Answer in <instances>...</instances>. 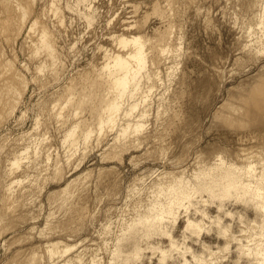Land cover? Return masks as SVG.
I'll list each match as a JSON object with an SVG mask.
<instances>
[{
	"label": "rangeland",
	"instance_id": "obj_1",
	"mask_svg": "<svg viewBox=\"0 0 264 264\" xmlns=\"http://www.w3.org/2000/svg\"><path fill=\"white\" fill-rule=\"evenodd\" d=\"M52 1L0 0V264H31L35 254L39 257L34 264H75L74 254L85 256L80 264H91V259L96 264H182L186 259L187 264H196L193 254L201 255L202 250L206 259L212 257L207 264H264V253L262 256L247 251V244L262 241L264 232H260V226L255 231L263 236L256 234L259 239L254 241L248 238L255 233L248 221L258 219V215L254 204L250 205L253 202L243 198L244 203L239 194L220 198L208 190L193 191L192 203L197 208L192 204L185 212V202L178 209L180 218L176 225L172 226L168 217L163 220L169 219L166 224L161 223L159 230L162 227L165 233H160L158 227L149 229L136 222L138 212L144 214L154 200L165 197L168 177L172 181V177L183 175L196 190V184L207 178L200 173L204 168L210 169L211 174L220 168H235L242 172L243 180L252 183V188L264 190V179L260 178L264 175V0ZM55 8L61 10L57 9L60 14H55ZM43 29L53 44V55L47 54L39 42ZM118 35H141L142 41L147 42V66L138 75L146 76L139 83L140 90L145 89L140 96L121 100L122 109L129 110L141 98L133 116L120 114L117 124L101 133L95 128L92 103L103 95L112 96L106 76H101L102 67L112 56L125 54L131 48L123 47ZM151 41L153 45L149 44ZM42 62L44 69L39 70ZM144 71L156 73V80L149 81V74ZM94 80L101 84H94ZM87 89L97 101L94 97L93 102L82 103L84 108L79 106L80 111L74 109ZM69 96H74L76 105L68 101ZM141 108L146 112L141 118L142 128L131 131V127L128 134H121L125 120H138ZM79 118H86L88 124L93 121L89 124L94 129L92 140L87 144L78 141L77 147H71L65 136L69 125L80 122ZM117 143H121L120 147ZM17 159H21L20 164L13 166ZM249 163L256 169L251 174L247 173ZM162 181L166 184L164 193L158 195L160 189L155 186ZM220 203L224 205L222 209ZM197 209L206 210L216 220L205 217L204 222L213 226L212 231L205 224L200 237L189 234L192 239L186 240L187 237L185 242L182 230L187 215L203 216ZM223 209L224 214L231 211V216L239 213L233 218L228 213L224 218ZM239 216L245 218V226L251 225L247 226L251 234ZM218 217L224 220L220 224H231L228 232L222 231ZM259 217L260 225H264V215ZM165 227L192 251L187 253L182 243V251L173 248L166 263L159 260L161 251L170 245ZM231 233L238 238L244 234L247 241L243 236L240 239L244 240L233 238ZM54 242L58 249L61 247L49 257L47 246ZM204 242L215 250L212 255L201 245ZM66 243L72 248L65 254ZM223 245L224 248L217 247ZM154 247L159 250L154 252ZM263 247L264 243V250ZM220 248L229 253L222 251L219 256ZM135 250L141 252L136 255ZM216 254L222 262L215 259ZM66 257H70L68 261Z\"/></svg>",
	"mask_w": 264,
	"mask_h": 264
},
{
	"label": "bare ground",
	"instance_id": "obj_2",
	"mask_svg": "<svg viewBox=\"0 0 264 264\" xmlns=\"http://www.w3.org/2000/svg\"><path fill=\"white\" fill-rule=\"evenodd\" d=\"M52 1V0H51ZM52 2H54V1H52ZM55 2H56V0H55ZM263 4H264V2H262ZM53 4V3H52ZM50 5H51V2H50ZM53 5H55V3L53 4ZM53 5H52V7H53ZM58 5V4H57ZM56 7V6H55ZM58 8H59V6H58ZM57 8V9H58ZM50 9V8H49ZM54 9V8H53ZM52 9V10H53ZM56 9V8H55ZM57 9H56V11H57ZM262 9V8H261ZM59 10V9H58ZM55 11V10H54ZM55 11V12H56ZM59 11H61V10H59ZM59 11H57L55 14L57 15V13L59 12ZM261 12H262V10H261ZM263 17H264V5H263ZM261 13V14H262ZM54 14V13H53ZM58 14H60V13H58ZM262 16V15H261ZM261 20H262V17L260 18ZM126 22V21H125ZM128 22V21H127ZM130 22V21H129ZM128 22V23H129ZM263 22V21H262ZM261 23V22H260ZM122 25V24H121ZM261 25H263V24H261ZM128 26V25H127ZM124 28V27H123ZM128 28V27H127ZM121 30H122V28H121ZM126 30V29H125ZM128 30V29H127ZM130 32V31H129ZM135 32V31H134ZM127 33V32H126ZM133 33V32H132ZM117 35V34H116ZM122 35V34H121ZM124 35V34H123ZM112 36V35H111ZM119 37H120V39H118V37H117V39L118 40H120V42L119 43H121V45L123 46V47H127V46H131V48H130V50L127 52L126 50H125V52H127V53H125V54H121L120 52L119 53H117L116 55H114V56H112L111 58H109L110 60H108V61H105L106 63H105V65H104V69H103V67H102V65H101V67H102V70H104L103 72H102V70H101V72H102V74H101V76L104 74L105 76H106V80L107 81H105V82H107V86H108V90H109V94H110V92H112V96H110V97H108L107 95L105 96V95H101L100 94V96L99 97H101L99 100H98V102H95L94 100H95V98L94 97H96L95 95H93V94H91L92 92H90V91H88V89L86 90V91H84V97H81V99H80V101H79V98H78V104L76 105L75 104V101H76V99H74V96H69V98H68V101L70 102V103H73V104H75L77 107H75L74 109H77V110H79V108L80 107H82V103H83V105H84V102L86 103L87 101H92L93 103V110H91V111H93L94 112V114H95V119H96V122H95V120H94V117H93V120H94V123H95V128H96V126L98 127V129L99 130H97V131H101V133L103 132V130H104V128H106V127H114L115 126V124H117V121H118V117L120 116V114L121 115H124V116H127L128 117V115H130L131 116V114H132V116H133V112H134V109H136V107H138L137 105L138 104H140L139 103V100L141 99L140 97H139V100H138V103H131L132 105H131V107H129V110H126V109H122V102H121V100H123V99H125V98H128V97H134V95H139L140 93L142 94V91H143V89H145V88H143L142 89V91L140 90V88L139 87H141V85L139 84L140 82H143V81H141L140 79H142L143 77H146V76H142V75H140L139 77H138V75H139V73L141 74V71H143L142 69H145V68H143V67H145V65H146V55H145V49H146V43L147 42H143L142 41V37H141V35L140 36H132V38H127V37H129V36H127L126 38L125 37H122L121 38V36L120 35H118ZM125 36V35H124ZM116 37H113V38H115L116 39ZM39 38V42H40V44H41V47L43 48V49H45V51H47V54H49V55H53V44L51 43V41H50V39H49V34H48V32H47V30H45V29H43L42 30V32H41V36L40 37H38ZM37 39V38H36ZM112 38L110 37V40H111ZM148 39V38H147ZM151 39V38H150ZM153 40H155V39H153ZM157 40H159V39H157ZM37 41V40H36ZM148 42H149V40H147ZM154 42V41H153ZM118 43V42H117ZM152 43V41L149 43L150 45H153V44H151ZM160 43V42H159ZM149 44H147V45H149ZM154 44H155V42H154ZM163 45V44H162ZM155 46V45H154ZM153 46V47H154ZM165 46V45H164ZM167 46V45H166ZM40 48V47H39ZM119 48V47H118ZM151 48V47H150ZM160 48V47H159ZM123 49V48H122ZM161 49H163L164 50V48H161ZM166 49V48H165ZM118 50H120V49H118ZM156 50V49H155ZM163 50H161L160 52H162ZM111 51V50H110ZM152 51V50H151ZM166 51V50H165ZM165 51H164V53H165ZM147 52V51H146ZM157 52V51H156ZM46 53V52H45ZM103 53V52H102ZM150 53H152V52H150ZM47 54H45V55H47ZM104 54V53H103ZM114 54V53H113ZM157 54V53H156ZM161 54V53H160ZM49 55H47V56H49ZM151 56H152V54H151ZM51 57V56H50ZM49 57V58H50ZM154 57V56H153ZM157 57V56H156ZM148 59V58H147ZM158 59V58H157ZM149 60H151V59H149ZM154 60V59H153ZM102 62H104V61H102ZM153 62V61H152ZM154 64V63H153ZM147 66V65H146ZM151 66V65H150ZM44 64H43V62H42V65L41 66H39L38 68H39V70H43L44 68ZM101 69V68H100ZM146 69H147V67H146ZM152 70H153V68H152ZM146 71V70H145ZM144 71V72H145ZM2 72V71H1ZM143 72V73H144ZM148 72V71H147ZM147 72H145L144 74L145 75H148L147 74ZM152 72V71H151ZM19 73V72H18ZM2 74V73H1ZM100 74V73H99ZM5 75V74H4ZM10 75V74H9ZM12 75V74H11ZM16 75V74H15ZM3 76V75H2ZM20 75H18L17 77H18V79L20 78L19 77ZM10 77H12V76H10ZM156 77H157V74L156 73H150L149 75H148V79H150L149 81H155L156 80ZM9 78V77H8ZM89 78V77H88ZM13 81H15L14 79H13ZM12 81V82H13ZM95 82H94V84H96L97 82V85L100 83L101 84V81H98V80H94ZM144 81H145V79H144ZM149 81H147V82H149ZM3 82V81H2ZM11 82V83H12ZM146 82V81H145ZM4 83H6V82H4ZM3 83V84H4ZM10 83V84H11ZM19 83V82H18ZM87 83H89V82H87ZM91 83V82H90ZM83 84V83H82ZM99 84V85H100ZM104 84V83H103ZM154 84V83H153ZM153 84H149V86H151V85H153ZM9 85V84H8ZM8 85H6L7 86V88H8ZM90 85V84H89ZM98 85V86H99ZM12 86V85H11ZM17 86V85H16ZM83 86V85H82ZM149 86H147V87H149ZM0 87H2V86H0ZM10 87V86H9ZM81 87V86H80ZM146 87V88H147ZM4 88V87H3ZM2 88V89H3ZM6 88V87H5ZM7 88H6V90H7ZM11 89L13 88V87H10ZM10 88H8V89H10ZM15 88V87H14ZM92 88V87H91ZM91 88L89 89V90H91ZM100 88H101V86H100ZM1 89V88H0ZM93 89H94V87H93ZM98 89H99V87H98ZM153 89V88H152ZM152 89H149L150 91L152 90ZM14 90V89H13ZM17 90H18V88H17ZM71 90V89H70ZM73 90V89H72ZM102 90V89H101ZM148 90V91H149ZM2 91V90H1ZM8 91H10V90H8ZM148 91H147V93H148ZM149 91V92H150ZM5 92V91H4ZM16 92V91H15ZM71 92V91H70ZM97 92V91H96ZM100 92V91H99ZM9 93V92H8ZM14 93V92H13ZM72 93L73 92H71V95H72ZM83 93V92H82ZM81 93V94H82ZM98 93V92H97ZM103 93V92H102ZM146 93V92H145ZM70 94V93H69ZM74 94V93H73ZM77 94H80V93H77ZM6 96H8V95H6ZM82 96V95H81ZM128 96V97H127ZM140 96V95H139ZM146 96H148V94L146 95ZM2 97V96H1ZM4 97V96H3ZM145 97V96H144ZM9 98V97H8ZM14 98V97H13ZM136 98H137V96H136ZM143 99V102L145 101L146 102V100L148 99V98H146L145 97V99L146 100H144V98H142ZM1 100V99H0ZM132 100V99H131ZM8 101H11L10 99L9 100H7V102ZM96 101H97V97H96ZM1 102V101H0ZM128 102V101H127ZM142 102V103H143ZM9 103V102H8ZM8 103H6V104H8ZM88 103V102H87ZM4 103H2V105H3ZM81 104V105H80ZM89 104V103H88ZM86 105V104H85ZM143 105V104H142ZM72 106V105H71ZM80 106V107H79ZM141 107V106H140ZM145 107V105L143 106V108ZM2 108V107H1ZM52 108V107H51ZM55 108V107H54ZM82 108H84V107H82ZM82 108H80V109H82ZM85 108H87V107H85ZM143 108H141V111H139L138 113L139 114H137L139 117H138V120H135V119H130V117L128 118V119H126L125 120V123H124V126H122V128H121V134H125V133H127V132H129L130 130L129 129H131V127H133V129H131V131H138V130H140L141 128H142V126H143V124L141 123V118L143 117V116H145L146 114V112H145V110L143 109ZM146 109V108H145ZM69 110H70V108H69ZM72 110H73V108H72ZM85 110V109H84ZM147 110V109H146ZM80 111V110H79ZM88 111H90V110H88ZM55 112V111H54ZM137 112V111H136ZM57 113H59L58 111H57ZM73 113V112H72ZM75 113H76V110H75ZM83 113V112H82ZM86 113V112H85ZM123 113V114H122ZM52 114V113H51ZM56 114V113H55ZM66 114V113H65ZM77 114V113H76ZM79 114V113H78ZM77 114V115H78ZM59 115V114H58ZM63 116V115H62ZM61 116V117H62ZM60 117V118H61ZM64 117V116H63ZM62 117V118H63ZM74 117H75V114H74ZM78 117V116H77ZM89 117H90V115H89ZM87 118V117H86ZM85 118V119H86ZM136 118V117H135ZM63 119H66V118H63ZM70 119V118H69ZM76 119V118H75ZM83 119V120H82ZM85 119L84 118H79V120H80V122H78L79 124H80V126L81 127H79V124L78 123H75L74 121V123L72 124L73 126L71 127L69 124V131H67V134H66V132H65V134H66V140H67V143L69 142L70 144V146L72 145L73 147H74V145H76L75 147H77V143H78V141H81V143H82V140L86 143V142H88L89 141V139L90 138H92L91 137V135H92V133L94 132V129H93V127H91V125H92V123H93V121H91L90 123H91V125H89L86 121H85ZM90 119V118H89ZM54 120V119H53ZM71 120V119H70ZM78 120V121H79ZM91 120V119H90ZM143 120V119H142ZM55 121V120H54ZM64 121H66V123H68L67 122V119L66 120H64ZM82 121H85V122H82ZM58 122V121H57ZM133 122V123H132ZM59 123V122H58ZM58 123H57V125H58ZM63 124H65L64 122H62ZM61 124V123H60ZM39 125V124H38ZM62 125V124H61ZM67 125V124H66ZM94 125V124H93ZM70 127H71V129H70ZM79 127V128H78ZM64 128V127H63ZM45 129H46V127H45ZM62 129V128H61ZM108 130V129H107ZM114 131V130H113ZM97 133V132H96ZM95 133V134H96ZM101 133H99V134H101ZM106 133V132H105ZM43 134V133H42ZM128 134V133H127ZM38 135V134H37ZM104 135V134H103ZM130 135V134H129ZM46 136V135H45ZM44 136V137H45ZM99 136V135H98ZM105 136V135H104ZM122 136V135H121ZM127 136V135H126ZM37 137H40V136H37ZM123 137V136H122ZM132 138V137H131ZM137 138V137H136ZM37 139V138H36ZM135 139V138H134ZM133 139V140H134ZM139 139V138H138ZM90 140H92V139H90ZM100 140V139H99ZM114 140V139H113ZM116 140V139H115ZM41 141V140H40ZM94 141V140H93ZM132 141V140H131ZM135 141V140H134ZM97 142H98V140H97ZM117 142V141H116ZM133 142V141H132ZM89 143H90V141H89ZM112 143V142H111ZM126 143V142H125ZM131 143V142H130ZM129 143V144H130ZM87 144V143H86ZM118 144V143H117ZM121 144V143H120ZM120 144H118L119 145V147H120ZM128 144V143H127ZM65 145V144H64ZM27 146V145H26ZM63 146V145H62ZM71 146V147H72ZM114 146V145H113ZM88 147V146H87ZM126 147V146H125ZM48 148H49V146H48ZM68 148H70L69 146H68ZM116 148V147H115ZM117 148H118V146H117ZM38 149V148H37ZM77 149V148H76ZM75 149V150H76ZM121 149V148H120ZM45 150V149H44ZM50 150V149H49ZM67 150V149H66ZM79 150V149H78ZM26 151V150H25ZM35 151H36V149H35ZM38 151V150H37ZM68 151V150H67ZM42 152V151H41ZM77 152V151H76ZM14 153H16V152H14ZM20 153H23V151L22 152H20ZM34 153V152H33ZM51 154V153H50ZM65 154H66V152H65ZM19 155V154H18ZM73 155V154H72ZM248 155V154H247ZM246 155V156H247ZM15 156V155H14ZM20 156V155H19ZM35 156V155H34ZM42 156V155H41ZM49 156V155H48ZM47 156V157H48ZM51 156V155H50ZM71 156V155H70ZM16 157H17V155H16ZM23 157V156H22ZM26 157V156H25ZM46 157V156H45ZM72 157V156H71ZM68 158V157H67ZM249 158H250V156H249ZM14 159H15V157H14ZM13 159V160H14ZM34 159V158H33ZM21 161V159H17L16 160V162H12L13 164V166H15V163L16 164H20V163H18L19 161ZM40 160V159H39ZM42 160V159H41ZM71 160V159H70ZM264 160V159H263ZM31 161V160H30ZM36 161V160H35ZM35 161H34V163H35ZM48 161V160H47ZM248 162H250V161H248ZM48 163V162H47ZM57 163V162H56ZM60 164V163H59ZM49 165V164H48ZM47 165V166H48ZM248 165V164H247ZM246 165V166H247ZM17 166V165H16ZM44 166V165H43ZM42 166V167H43ZM54 166V165H53ZM57 166H58V164H57ZM245 166V167H246ZM10 167H12L11 165H10ZM18 167V166H17ZM16 167V168H17ZM29 167V166H28ZM37 167H39V166H37ZM244 167V168H245ZM30 168H32L31 166H30ZM47 168V167H46ZM45 168V169H46ZM255 167H253V165L252 164H250L249 163V165H248V170H247V168L245 169V170H247V173L248 174H251L253 171V169H254ZM29 169V168H28ZM44 169V168H43ZM10 170V169H9ZM13 170V169H12ZM37 170V169H36ZM47 170V169H46ZM254 170H256V169H254ZM14 171H15V169H14ZM57 171V170H56ZM55 171V172H56ZM60 171H61V169H60ZM211 170L210 169H206V168H204V170H201V172L200 173H203V174H205V177H207V178H205V179H202L200 182H198L197 184H196V190L194 189V186L192 185V183L191 184H189V182H186V180L182 177H180L179 176V178H178V176H177V178H174V177H172V181L170 180L171 179V177H168L169 179H168V181H167V178L165 179L166 181H167V185L166 184H164V182L162 181L161 183H157L156 184V189H158V187H159V191H157L158 192V195H161L162 193H164L163 191H162V189H163V185H166L167 186V193H165L164 194V196L165 197H162V198H158V199H156V200H154L152 203H151V206L148 208V206L146 207V212L144 213V214H140L139 212H138V216L139 217H137L138 219H137V223L139 222V224L140 223H143V225H147L148 227H150L149 229H155V227L157 228L158 227V230H159V227L160 226H162V222H163V220L165 219V218H169V219H172V220H170L172 223H173V225L172 224H170L171 222H169V224L170 225H168V226H174V225H176L177 223H178V220H179V218H180V214H178V209H181L180 207L181 206H183V205H185V202H187V205H185V212H188V209L190 210V208H191V206L190 205H192V206H195L194 205V203H192L193 201H192V198H193V191H195L194 193H196L197 191H203V190H208V191H210V193H211V195L214 197H217V196H220V198H222V197H230V195H236V194H239L238 196H239V198L241 199V201H243L244 202V199H246L248 202L249 201H251V202H253V203H250V205L251 204H254V206L255 207H253V208H255L254 210L257 212L256 213V215H258V219L259 218H262V217H259L260 215H264V190L262 189V188H260V187H256V188H252L253 187V185H252V183L251 182H246L245 180H243V176H242V174H240V173H242V172H236V169L235 168H220L219 169V171L217 172V171H215V172H213L212 174L211 173H209ZM25 172V171H24ZM30 172V171H29ZM35 172V171H34ZM14 173V172H13ZM23 173V172H22ZM27 173V172H26ZM60 173V172H59ZM246 173V172H245ZM37 174V173H36ZM39 174V173H38ZM263 174V173H262ZM41 175V174H40ZM164 175V174H163ZM166 175V174H165ZM174 175V174H173ZM10 176V175H9ZM37 176V175H36ZM264 176V175H263ZM263 176H260V178L261 179H264L263 178ZM176 177V176H175ZM38 178V177H37ZM163 178V177H162ZM12 179V178H11ZM38 180V179H37ZM74 180V179H73ZM14 181V180H13ZM20 181V180H19ZM31 181V180H30ZM10 182V181H9ZM160 182V181H159ZM34 183V182H33ZM166 183V182H165ZM28 184H30V183H28ZM10 185H12V184H9L8 186H10ZM68 185H70V184H68ZM67 185V186H68ZM29 186V185H28ZM39 186V185H38ZM67 186L65 187V188H67ZM158 186V187H157ZM154 187V188H155ZM6 189H7V187H5ZM64 188V189H65ZM9 189V188H8ZM13 189V188H12ZM29 189V188H28ZM36 189V188H35ZM63 189V190H64ZM253 189V191H252V195H251V197H247L248 196V194L247 193H249L251 190ZM9 190H11V189H9ZM20 190V189H19ZM69 190V189H68ZM15 191V190H14ZM23 191V190H22ZM32 191V190H31ZM65 193H66V191H64ZM13 193V192H12ZM15 194V193H14ZM24 194V193H23ZM69 194H70V192H69ZM21 195V194H20ZM5 196H6V194H5ZM68 196V195H67ZM9 197V196H8ZM11 197V196H10ZM14 197H15V195H14ZM22 197V196H21ZM65 196L63 195V198H64ZM246 197V198H245ZM67 198V197H66ZM238 198V199H239ZM244 198V199H243ZM239 199V200H240ZM11 200V199H10ZM14 200H16L15 198H14ZM13 200V201H14ZM246 200H245V202H246ZM20 201V200H19ZM222 201H224V199L223 200H221V202ZM8 202H10L9 201V199H8ZM7 202V203H8ZM244 202V203H245ZM247 202V203H248ZM6 203V204H7ZM14 203V202H13ZM188 203H190L189 205H188ZM223 203V202H222ZM11 205V204H10ZM150 205V204H149ZM197 206V205H196ZM195 206V207H196ZM190 207V208H189ZM222 207H224V205H222L221 203H220V205H219V208L220 209H222ZM197 208V207H196ZM200 208V207H199ZM183 209V208H182ZM219 209V210H220ZM145 210V209H144ZM198 211H200V212H202L201 214L203 215L201 218H196V217H193L192 215H189L188 213V215H187V217H186V223H185V226H184V228H183V230H182V232L184 233V235H183V233H182V236H184V237H182V238H184V241L186 242V240H188V239H192V238H189L188 236H189V234H191V235H193V234H195V236L196 235H198V237H200V235L202 234V232H204L203 230H204V228H205V226L207 225L205 222H204V218L206 217H209L210 219H212L213 220V218H212V216L211 215H209V213L206 211V210H203V209H197ZM144 211H142V213H143ZM190 212V211H189ZM225 212H227V211H225ZM222 213V212H221ZM228 213L230 214L229 216H231V214H232V212L230 211H228L227 212V214L226 215H228ZM236 213H239V212H235V214ZM182 214H184V213H182ZM223 214H224V209H223ZM225 214H224V218L226 217L225 216ZM233 214H234V212H233ZM234 214V215H235ZM218 216H219V214H217ZM217 215H215V216H217ZM234 215L233 216H231L232 218L234 217ZM239 215H241L242 217H243V215L240 213ZM221 216V215H220ZM240 218V216H239V218H240V222H241V224H243L244 223V221L243 220H245V218L243 219V218ZM221 218H222V216H221ZM264 218V217H263ZM169 219H167V220H169ZM218 220V223H219V225H221L222 226V231L225 233V232H228L230 229L229 228H231V224L230 225H227V226H225L226 224H228V223H226L225 225H222V223L220 224V221L223 219H221L220 220V217H218L217 218ZM243 219V220H242ZM258 219H257V217H256V219H253L254 221H252V222H250L251 220H249L248 221V223H252L251 225L253 226V228H251V225L250 224H248L247 222V224L249 225V228H251V230L252 231H255V229L256 228H258V227H260L261 229H262V231L260 230V232L262 233V232H264V230H263V228H264V225H260V221H258ZM166 220V221H167ZM207 220V219H206ZM214 220H216V217H215V219ZM213 220V221H214ZM166 221H164V222H166ZM216 221V222H217ZM222 221H224V220H222ZM246 221H247V218H246ZM163 222V223H164ZM209 222H211V220L209 221ZM215 222V223H216ZM167 223V222H166ZM166 223H164V224H166ZM217 223V224H218ZM206 224V225H205ZM224 224V223H223ZM136 224L133 222V228H134V226H135ZM214 225V224H213ZM244 225V224H243ZM243 225H240V228L243 226ZM246 225V224H245ZM244 225V226H245ZM247 225V226H248ZM164 226H166V225H164ZM172 226H171V229H172ZM207 226H209V225H207ZM206 226V227H207ZM210 226H211V230H210ZM210 226H209V232H211L212 231V225L210 224ZM220 226V227H221ZM230 226V227H229ZM247 226H245V227H247ZM215 227V229H216V226H214ZM164 228V227H163ZM168 227H165V231H166V235L168 236V237H170L169 239H170V245H169V248L168 249H163L161 252V254H162V257L161 258H159V260H164L165 261V259H166V257H169L170 256V254H169V252L174 248V249H176L175 251H178L177 249H179L180 251H182V249H181V245H182V243H184V242H178L177 241V239L175 238V236H173L172 234H171V232L169 231V230H166ZM248 227L246 228V229H249ZM260 228H258V230L260 229ZM169 229H170V227H169ZM217 229H219V227L217 228ZM221 229V228H220ZM161 230H163L162 229V227H161ZM161 230H159L160 231V233L162 232ZM206 230H207V228H206ZM250 229L248 230V232L249 231H251ZM221 231V230H220ZM222 231L220 232V234H222ZM242 231H243V227H242ZM241 230H240V232H242ZM246 231L247 230H245V233H246ZM252 231H251V233H252ZM257 231V230H256ZM255 231V233L254 234H252V235H249V239H251V240H255V238L257 237L256 236V234L259 236V238L261 237V235L262 234H264V233H260L259 231H257L256 232ZM149 232V231H148ZM147 232V233H148ZM163 232H164V230H163ZM208 232V233H209ZM231 232V231H230ZM229 232V233H230ZM165 233V232H164ZM250 232H249V234H251ZM151 233L149 232V234H147L148 236L150 235ZM232 234V233H231ZM230 234V235H231ZM240 235H241V233H239ZM259 234H261V235H259ZM162 235H163V233H162ZM226 235V234H225ZM234 235H236V234H232L231 235V237L233 236V238H238V236L236 235V236H234ZM165 236V235H164ZM194 236V235H193ZM220 236V235H219ZM230 237L229 236V234H227L226 235V237ZM243 236V238L245 237L244 236V234H242L241 235V237ZM263 236V235H262ZM188 237V238H187ZM197 237V236H196ZM222 237H223V235H222ZM227 237V238H228ZM240 237V238H241ZM187 238V239H186ZM225 238V237H224ZM240 238H238V239H240ZM242 238V239H243ZM258 237H257V239H259ZM186 239V240H185ZM197 239V238H196ZM238 239H235V240H238ZM242 239H240V240H242ZM245 239V238H244ZM243 239V240H244ZM199 240V239H198ZM228 240V239H227ZM230 240V239H229ZM234 240V239H233ZM234 240V241H235ZM239 240V241H240ZM246 240V239H245ZM260 240H262V241H256L255 240V243L254 242H252V241H250V240H248V241H250V242H252V243H254L255 244V246L253 245V244H251L250 242H249V244H247L248 245V252H249V250H252V251H256L257 253L256 254H259V255H262L264 252V250L262 249V246H263V238L261 239L260 238ZM51 241V240H50ZM183 241V240H182ZM247 241V240H246ZM246 241L244 242V243H246ZM196 242H198L197 240H196ZM202 242V241H201ZM228 242V244H229V241H227ZM181 243V244H180ZM230 243H231V240H230ZM243 243V242H242ZM49 244V243H48ZM64 244V243H63ZM224 244H226L227 245V243H224ZM239 244H241L240 242H239ZM69 245V244H68ZM67 245V243H66V245L65 246H68ZM76 245V244H75ZM186 244L184 243V246H185ZM201 245L204 247V249H205V251L207 252V253H209V251H210V254L209 255H212L213 253H214V249H212L211 248V245L210 244H207V243H201ZM230 245V244H229ZM232 245H233V243H232ZM244 245V244H243ZM60 246V245H59ZM64 246V247H65ZM244 246H246V244L244 245ZM254 246V247H253ZM49 249H48V251H49V257L52 255V254H56V252H59V249H60V247H59V249L57 248V246H56V243L54 242V244H52V243H50V246H47ZM158 247V246H157ZM155 248V249H153L154 250V252L155 251H158L159 250V248ZM183 247V246H182ZM186 247V250H187V253H188V250L191 252L192 250H190V249H192L190 246H185ZM185 247L183 248V252H185L186 250H184L185 249ZM213 247V246H212ZM217 247H221V248H224V245H223V247L222 246H217ZM216 247V248H217ZM225 247H228L229 248V246H225ZM231 247V246H230ZM241 249H243V246L241 245ZM70 248H72L71 246L69 247H65V250H63L64 252H65V254H66V252L67 251H69L70 250ZM140 247H138V249H139ZM152 248H153V245H152ZM220 248V251H219V253H217L219 256L221 255L220 253H222V251H225L224 249H221ZM246 248H247V246H246ZM246 248L245 249H243V251H245L246 250ZM264 248V247H263ZM62 249H64V248H61V250ZM141 249V248H140ZM158 249V250H157ZM173 249V250H174ZM203 249V248H202ZM226 249V248H225ZM117 250H118V248H117ZM219 250V249H218ZM229 250V249H228ZM136 251V250H135ZM174 251V252H175ZM203 251V253H204V250H202ZM212 251V252H211ZM227 251V250H226ZM225 251V252H226ZM251 251V252H252ZM63 252V253H64ZM80 252V251H79ZM86 252V251H85ZM139 252H141L140 250L139 251H136L135 252V254L137 255ZM179 252V251H178ZM183 252H182V255L181 256H183ZM246 252V251H245ZM247 252V253H248ZM251 252H249V254L251 253ZM253 252V253H254ZM31 253H33V252H31ZM61 253V252H60ZM82 253V252H81ZM171 253H173V252H171ZM181 253V252H180ZM203 253L200 255L199 253L198 254H193V253H191V255L193 254L194 255V257L192 258V259H194L195 261H193L194 263L196 262V264H207V260H212V257L210 258V259H206L205 258V256H203ZM206 253V254H207ZM224 253V252H223ZM227 253H229V251H227ZM240 253H242L241 255H243V253L244 252H241L240 251ZM252 253V254H253ZM35 254V253H34ZM59 254V253H58ZM64 254V255H65ZM155 254V253H154ZM169 254V255H168ZM186 254V253H185ZM185 254H184V256H185ZM205 254V253H204ZM217 254H216V257H215V259L218 257L217 256ZM33 255V254H32ZM77 255V254H76ZM75 254H74V256H75V258L73 257V261H75L76 260V263H77V261H78V263L80 264L81 262H83V256L84 255H82V254H79L78 256H76ZM93 255V254H92ZM91 255V256H92ZM140 255H141V253H140ZM168 255V256H167ZM189 255V254H188ZM190 255V256H191ZM208 255V254H207ZM223 255H227V254H223ZM222 255V256H223ZM247 255V254H246ZM30 256V255H29ZM53 256H55V255H53ZM215 256V255H214ZM221 256V258L223 259H225V256L224 257H222ZM251 256H254V255H251ZM258 256V255H257ZM256 256V257H257ZM263 256V255H262ZM37 257H39V256H37V254H35V255H33V257L31 256V261H29V262H31V264H34V262H38V258ZM72 257V256H71ZM85 257V256H84ZM259 257H261V256H259ZM259 257H257V258H259ZM264 257V256H263ZM262 257V258H263ZM42 258V257H41ZM56 258V257H55ZM67 258V257H66ZM70 258V257H69ZM69 258H67V261H68V259ZM94 258V257H93ZM183 258H185L186 259V257H183ZM261 258V259H262ZM26 259V258H25ZM58 259V258H57ZM86 259V258H85ZM218 259L221 261V259H220V257H218ZM264 259V258H263ZM263 259L261 260V262L263 261ZM39 260H41L40 258H39ZM51 260V259H50ZM167 260V259H166ZM259 260V259H258ZM25 261V260H24ZM42 261V260H41ZM66 261V262H67ZM185 262H183L182 264H187V263H189V261H188V259H186V260H184ZM214 261H216V260H213V263H214ZM239 261V260H238ZM51 262V261H50ZM55 262H56V260H55ZM70 262H72V260L70 259ZM91 262L93 263V264H96V260L95 259H93V261H92V259H91ZM212 262V261H211ZM210 262V263H211ZM222 262V261H221ZM259 262V261H258ZM42 263V262H41ZM54 263V262H53ZM52 263V264H53ZM65 263V262H64ZM75 263V264H76ZM77 263V264H78ZM91 263V264H92ZM165 263H166V261H165ZM263 263V262H262ZM60 264V263H59ZM62 264V263H61ZM90 264V263H89ZM161 264V263H160ZM162 264H164V262L162 263ZM191 264V263H190ZM193 264V263H192ZM209 264V263H208ZM212 264V263H211ZM215 264V263H214ZM259 264H261L260 262H259Z\"/></svg>",
	"mask_w": 264,
	"mask_h": 264
}]
</instances>
